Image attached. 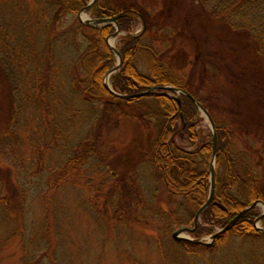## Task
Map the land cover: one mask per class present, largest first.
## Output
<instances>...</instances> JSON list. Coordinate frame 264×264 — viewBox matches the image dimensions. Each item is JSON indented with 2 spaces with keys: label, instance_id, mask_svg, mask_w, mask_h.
Masks as SVG:
<instances>
[{
  "label": "trees",
  "instance_id": "1",
  "mask_svg": "<svg viewBox=\"0 0 264 264\" xmlns=\"http://www.w3.org/2000/svg\"><path fill=\"white\" fill-rule=\"evenodd\" d=\"M89 1L0 0V113L7 115L0 122L1 222L22 223L34 195L48 217L47 191L63 184L91 186L97 173L104 178L100 183L113 179L103 203L109 218L130 227L148 226L164 237L181 226L193 228L194 213L209 193L212 152V133L200 123L194 100L211 115L217 142L213 195L190 236L211 235L244 207L264 203V171L255 170H264V0H188L189 8L183 0H161L157 10L152 0H95L89 10L93 19L123 12L117 18L123 34L115 44L121 66L109 76L111 88L119 94L156 88L127 98L103 84L116 64L106 42L115 27H95L75 17ZM138 23L141 32L136 33ZM195 23L209 30L202 39L187 33L203 55L181 77L176 72L181 64L169 61L175 54L166 60L143 38L168 40L169 29L176 37ZM212 28H220L223 36ZM209 36L218 40L214 51L204 50ZM141 50L144 71L136 63ZM165 86L192 98L176 97ZM122 126H133L132 132L115 143L108 135ZM49 149H58L59 164L46 165L40 175L19 169L15 157L21 152L40 150L43 155ZM117 149L124 151L129 169L119 180L104 173ZM146 161L166 190L165 205L155 201L157 188L148 181ZM260 213L258 205L249 209L209 244L170 236V245L191 256L200 250L219 252L241 238L264 241L255 227ZM157 240L166 258L164 243ZM39 263L40 256L25 261Z\"/></svg>",
  "mask_w": 264,
  "mask_h": 264
},
{
  "label": "rangeland",
  "instance_id": "2",
  "mask_svg": "<svg viewBox=\"0 0 264 264\" xmlns=\"http://www.w3.org/2000/svg\"><path fill=\"white\" fill-rule=\"evenodd\" d=\"M152 1L155 4L154 10H157L161 6V0ZM184 2L187 8L193 5L189 4L188 0H183V4ZM72 17L74 16H68V19ZM75 17L84 20L89 17V10L85 12L81 9ZM189 27L184 29L185 34L176 35V37L169 29L171 38L168 40L150 39L147 35L143 38L144 45L160 53L162 58L169 60L172 58L169 54H175L169 61L181 64V68L176 71L181 77L194 70L193 59L198 56L197 61H200L203 55H199L200 52L187 39V35H196L202 39L209 31L205 26L203 29L197 23L190 24ZM212 30L223 36L224 31L220 28L219 30L212 28ZM139 32H141L140 23L136 30V33ZM122 34L109 36V40L113 38L112 44L115 45ZM209 37L210 40L206 43L207 47L204 46V50L214 51L215 47L212 48V45H216L218 40L214 36ZM225 44L227 43L223 45ZM170 47L172 50L168 51ZM136 63L140 70H145L144 51L138 52ZM201 114L202 112L198 110V115L201 116ZM6 116V113H0V122H3ZM201 117L200 123L208 124L207 118ZM132 129L133 126H122L116 132L110 133L108 137L115 143H119L132 132ZM235 142L239 144L238 137H235ZM178 143L188 149L194 146L180 139ZM241 145L240 143L239 146ZM117 147L121 148V145L117 144ZM38 148L40 149V146ZM30 151L21 152L18 157H15L19 162V169H27L34 172L32 173L34 175H40L39 172L46 165L59 164L58 149H49L43 155L40 154V150L39 153ZM123 153L124 151L119 149L114 151L117 157L114 158V163L104 171L106 176L113 175L119 180L128 173L129 169L123 160ZM40 156L43 157L40 158ZM150 164L146 161L143 167L144 170L146 169L148 181L157 188L155 201L158 205H165L166 190L156 169ZM255 170L257 174H262L264 171L261 167ZM30 172L27 173L30 174ZM103 179L101 174L96 173L91 186L63 184L47 191L44 202L49 208L48 217L39 195H34L27 201L22 223L1 222L0 218V264H25V261L35 260L38 256H40L39 264H264V241H254L253 244L251 238H241L234 240L235 242L220 249L219 252L209 253L200 250L198 255L188 256L182 251L173 250L175 247L170 245L171 239L175 241L177 239H174L172 234L170 239V236L164 237L161 232L149 230L148 226L130 227L120 220L109 218L110 214L104 211L103 203L113 179L108 177L107 182L100 183ZM258 206L262 213L263 205ZM263 219L264 217L257 219L256 225L262 226ZM180 235L190 236L186 232ZM158 238L164 243L166 258L161 256ZM201 238L204 241L210 240L209 235Z\"/></svg>",
  "mask_w": 264,
  "mask_h": 264
},
{
  "label": "water",
  "instance_id": "3",
  "mask_svg": "<svg viewBox=\"0 0 264 264\" xmlns=\"http://www.w3.org/2000/svg\"><path fill=\"white\" fill-rule=\"evenodd\" d=\"M95 0H90L83 8H81L82 10H84L85 12H87L88 10H90L92 3ZM80 9V10H81ZM123 14V12L107 17V18H97V19H93L90 16L86 17L84 20L81 19L80 21L85 23V24H89L95 27L98 26H103L106 24H112L115 27V30L112 34L108 35L106 38V42L108 44V46L110 47L111 51L113 52V54L115 55L116 58V64L113 66V68L110 69L109 72H107L103 78V84L104 86L113 94L117 95V96H121L123 98H127V97H135V96H139V95H143L145 93H150L153 90H155L156 88H150L138 93H132V94H119L117 92H115L110 84H109V76L112 72H114L115 70L119 69L121 66V57L120 54L118 52V50L115 48L114 44H111L109 42V36H116L119 33H123L120 31L119 29V25L117 23V18L120 17ZM167 88H169L172 91L175 92H181L184 93L186 95H188L190 98L191 95L188 92H185L179 88L173 87V86H165ZM194 100V99H193ZM195 104H196V108L197 110H200L202 112L201 116L206 117L208 120V127L210 128V131L212 133V152H211V161H210V165H209V193H208V197L206 199V201L195 211L194 213V219H193V228H189L186 226H181L177 229H175L172 232V237L174 239H188V240H192L194 242H202L205 244H209L212 242V240L214 239L215 235L218 234L219 232L222 231H226L228 230L235 222L238 218H240L244 213H246L249 209L255 207L256 205H263L264 207V203L262 201H256L254 203H252L249 206L244 207L242 210H240L224 227L217 229L216 232H214L213 234L209 235L210 236V240L209 241H204L202 238H193L191 236H181L180 233L182 232H186V233H190L197 225L198 220L200 219V215L202 213V211L209 205L212 195H213V191H214V164H215V153H216V142H217V136H216V131H215V127H214V123L212 120L211 115L209 114V112L207 111V109L200 104L198 101L194 100ZM264 217V211L262 213H260V215L257 217V219H262ZM256 219V220H257ZM255 227L256 229L261 232L264 233V227L256 225L255 223Z\"/></svg>",
  "mask_w": 264,
  "mask_h": 264
},
{
  "label": "bare ground",
  "instance_id": "4",
  "mask_svg": "<svg viewBox=\"0 0 264 264\" xmlns=\"http://www.w3.org/2000/svg\"><path fill=\"white\" fill-rule=\"evenodd\" d=\"M113 40H114V39H113V38H111V39L109 40V42L112 44V43H113Z\"/></svg>",
  "mask_w": 264,
  "mask_h": 264
}]
</instances>
